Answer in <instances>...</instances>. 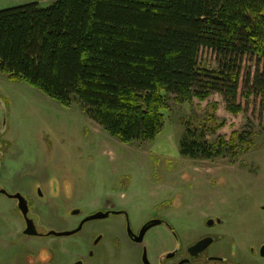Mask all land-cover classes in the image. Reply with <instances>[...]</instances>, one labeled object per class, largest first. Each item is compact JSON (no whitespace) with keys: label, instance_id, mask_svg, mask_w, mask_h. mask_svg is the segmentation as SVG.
Returning <instances> with one entry per match:
<instances>
[{"label":"rangeland","instance_id":"1","mask_svg":"<svg viewBox=\"0 0 264 264\" xmlns=\"http://www.w3.org/2000/svg\"><path fill=\"white\" fill-rule=\"evenodd\" d=\"M17 1L51 4L50 0ZM200 60L216 67L209 49L201 51ZM239 102L243 112L233 114L219 94L204 102L178 103L172 97L157 139L127 144L92 120L79 103L65 107L37 88L10 81L3 74L0 139L7 155L0 162V183L12 192H31L34 186L57 202L53 210L50 203L37 200L35 210L41 215L43 231L74 229L85 216L109 207L126 210L135 229L158 215L186 236V225L220 213L225 204L243 202L249 207L263 201L259 198L264 195V111L261 99L253 96ZM211 114L224 122L216 134L208 133L211 142L218 136L229 141L237 133L248 134L251 145L236 141L232 151L211 159L183 156L180 141L185 122L201 128ZM13 203L0 194V264H74L80 254L86 264H92L90 252L98 256L105 251L106 240L121 237L126 226L127 219L118 214L89 221L70 236L23 235ZM169 233L162 224L147 237L169 238ZM93 239L102 242L91 248Z\"/></svg>","mask_w":264,"mask_h":264},{"label":"trees","instance_id":"2","mask_svg":"<svg viewBox=\"0 0 264 264\" xmlns=\"http://www.w3.org/2000/svg\"><path fill=\"white\" fill-rule=\"evenodd\" d=\"M0 10V76L25 82L65 107L82 110L130 144L155 141L172 97L178 103L219 94L226 109L261 99L264 111V0H50ZM203 49L216 67L200 60ZM217 108V104L212 105ZM214 122L215 124L211 123ZM185 122L180 152L211 159L236 141Z\"/></svg>","mask_w":264,"mask_h":264},{"label":"flooded vegetation","instance_id":"3","mask_svg":"<svg viewBox=\"0 0 264 264\" xmlns=\"http://www.w3.org/2000/svg\"><path fill=\"white\" fill-rule=\"evenodd\" d=\"M6 155L5 144L0 139V162L6 158ZM37 181L39 180L35 182ZM0 188L7 191V194L0 193L1 195L15 201L13 213L19 217L18 221L22 225V234L28 235L25 230L28 223H33L41 235L28 236L48 237L46 233L50 230L43 231L40 229L43 226L40 223L41 215L35 210L37 200L42 204L50 203L53 210L57 209V202L51 198H45L44 193H39L34 186L31 192H12L1 183ZM18 193L24 197L27 204L26 215L19 206V199L11 197V195ZM261 198L263 200L261 203H254L249 207L243 202L223 205L219 209L220 213L209 215L202 220H194L191 224L186 225L185 230H188L186 236H181L176 226L162 216L150 217L139 228L135 229L130 224L129 214L126 210L109 207L98 209L89 215L96 212H110L105 217L108 218L111 215L120 214L127 219L126 226L121 237L106 240L105 251H102L98 256L95 251H91L88 259L93 260L92 264H264V195L259 199ZM114 211L120 213H114ZM76 214H81V211L79 210V213ZM153 219H161L162 223L159 225H167L171 231L169 238L164 235L160 239L147 237L150 230L159 225L149 228L140 237L143 226ZM129 227L132 233L129 232ZM92 241L91 248H93L94 243L98 245L102 242L94 239ZM76 258L78 259L74 264H86L87 262L82 254ZM79 260L82 261L78 263Z\"/></svg>","mask_w":264,"mask_h":264},{"label":"water","instance_id":"4","mask_svg":"<svg viewBox=\"0 0 264 264\" xmlns=\"http://www.w3.org/2000/svg\"><path fill=\"white\" fill-rule=\"evenodd\" d=\"M0 193H3V194H7V191L5 189H1L0 188ZM11 197H14V198H18L20 203H19V206L22 210V212L24 213V215L27 214V204L24 200V197L21 195V194H13L11 195ZM74 214L76 213H79V210H75L73 212ZM110 212H96L92 215H89L88 217L84 218L82 220V222L80 223V225L76 228V229H73V230H65V231H56V230H50L46 233V235H55V236H70V235H73L77 232H79L83 225L87 222V221H90V220H94V219H100V218H105L109 215ZM114 213H120L118 211H114ZM162 223V220L161 219H153L151 221H149L146 225L143 226L142 230H141V233H140V237H142L146 231L153 227V226H156V225H159ZM129 232L132 233V230L131 228L129 227ZM25 233L28 234V235H41L40 232L37 230L36 226L33 224V223H28V226H27V229L25 230Z\"/></svg>","mask_w":264,"mask_h":264},{"label":"crops","instance_id":"5","mask_svg":"<svg viewBox=\"0 0 264 264\" xmlns=\"http://www.w3.org/2000/svg\"><path fill=\"white\" fill-rule=\"evenodd\" d=\"M18 1L17 0H2V4H4L3 6L4 7H0V10H3V9H7V8H12V7H17V6H20L22 5L21 3H17ZM34 2H37L39 3L38 1H29L25 4H28V3H34Z\"/></svg>","mask_w":264,"mask_h":264}]
</instances>
